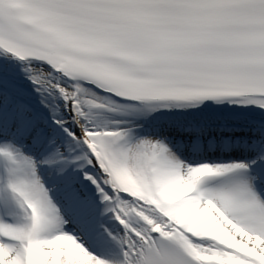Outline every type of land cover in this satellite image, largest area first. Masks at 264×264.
Here are the masks:
<instances>
[{"label": "snow or ice", "instance_id": "1", "mask_svg": "<svg viewBox=\"0 0 264 264\" xmlns=\"http://www.w3.org/2000/svg\"><path fill=\"white\" fill-rule=\"evenodd\" d=\"M0 264H264V0H0Z\"/></svg>", "mask_w": 264, "mask_h": 264}]
</instances>
